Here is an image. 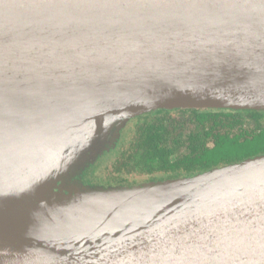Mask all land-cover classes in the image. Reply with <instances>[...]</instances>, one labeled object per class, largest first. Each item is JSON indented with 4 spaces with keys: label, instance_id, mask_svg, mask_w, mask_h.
<instances>
[{
    "label": "water",
    "instance_id": "obj_1",
    "mask_svg": "<svg viewBox=\"0 0 264 264\" xmlns=\"http://www.w3.org/2000/svg\"><path fill=\"white\" fill-rule=\"evenodd\" d=\"M176 107L264 110V0H0V264H264V153L76 178Z\"/></svg>",
    "mask_w": 264,
    "mask_h": 264
},
{
    "label": "trees",
    "instance_id": "obj_2",
    "mask_svg": "<svg viewBox=\"0 0 264 264\" xmlns=\"http://www.w3.org/2000/svg\"><path fill=\"white\" fill-rule=\"evenodd\" d=\"M242 117L241 110L201 108H162L130 116L114 146L76 178L91 185L133 186L165 181L161 180L165 175L186 174L188 172H182L200 167L199 164H203V168L221 162L223 166L263 154L264 148L239 157L238 152L245 145L264 137V121L261 120L256 130L239 128L233 132L234 126L242 124Z\"/></svg>",
    "mask_w": 264,
    "mask_h": 264
},
{
    "label": "flooded vegetation",
    "instance_id": "obj_3",
    "mask_svg": "<svg viewBox=\"0 0 264 264\" xmlns=\"http://www.w3.org/2000/svg\"><path fill=\"white\" fill-rule=\"evenodd\" d=\"M176 108H192V107H176ZM176 108H173V109L165 108V109H167V110H175ZM193 108H201V110H204V109H211V110H222V109L223 110H241L242 111V114H243L242 124L241 125H238V126H234L232 128V131L233 132H237L239 130V128H241L242 130H246L247 129V131L248 130H252V129H255L256 130L257 123L260 120L261 121H264V118H263V116H264V112L263 111L264 110L261 111V110H257V109H245V108H243V109L242 108H240V109H237V108H215V107H193ZM157 109H162V108H157ZM157 109H154V110H157ZM151 111H153V110H151ZM151 111H148V112H151ZM148 112H144V113H141V114H145V113H148ZM124 134H125V132H124ZM129 136L130 135L128 133L126 137L128 138ZM209 144L211 146L213 145L212 139H210ZM242 155H244V154H242ZM250 157H252V156H250ZM109 161H111V159H109ZM222 164L223 163H221V162L220 163H212L210 165H205L203 168H201L203 166V164H199L200 167H193L191 170H186V171L182 172V173L188 172L186 174H182V175L173 174V176H171V175H167L166 176L165 175V177H163L164 179H161V180H172V179H179V178H183V177H192V176H195L197 174L206 172V171H208V170H210L212 168L220 167V166H222ZM195 165H197V164H195ZM102 177H100V179H103ZM158 178H162V177H158ZM103 181H105V180H103Z\"/></svg>",
    "mask_w": 264,
    "mask_h": 264
},
{
    "label": "rangeland",
    "instance_id": "obj_4",
    "mask_svg": "<svg viewBox=\"0 0 264 264\" xmlns=\"http://www.w3.org/2000/svg\"><path fill=\"white\" fill-rule=\"evenodd\" d=\"M245 146L246 147L244 149H242L240 152H238L239 157H240V155H242L244 153L254 154L255 152L263 149L264 148V137H260V138L256 139L254 142H251L250 144H247ZM235 149L236 148H234L233 150H235Z\"/></svg>",
    "mask_w": 264,
    "mask_h": 264
}]
</instances>
